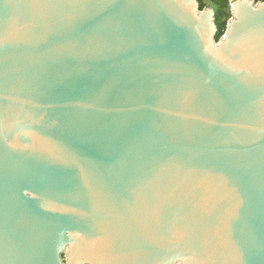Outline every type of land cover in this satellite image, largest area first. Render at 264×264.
Listing matches in <instances>:
<instances>
[{
  "label": "water",
  "instance_id": "95a60500",
  "mask_svg": "<svg viewBox=\"0 0 264 264\" xmlns=\"http://www.w3.org/2000/svg\"><path fill=\"white\" fill-rule=\"evenodd\" d=\"M0 0V264H264V0Z\"/></svg>",
  "mask_w": 264,
  "mask_h": 264
},
{
  "label": "trees",
  "instance_id": "16d2710c",
  "mask_svg": "<svg viewBox=\"0 0 264 264\" xmlns=\"http://www.w3.org/2000/svg\"><path fill=\"white\" fill-rule=\"evenodd\" d=\"M201 8L206 6L214 7L216 11V23L218 26L217 38L224 34L226 24L231 17V4L235 0H198Z\"/></svg>",
  "mask_w": 264,
  "mask_h": 264
}]
</instances>
